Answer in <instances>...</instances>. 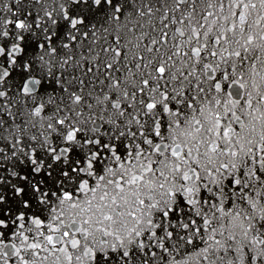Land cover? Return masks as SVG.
Wrapping results in <instances>:
<instances>
[{
	"label": "snow or ice",
	"instance_id": "snow-or-ice-1",
	"mask_svg": "<svg viewBox=\"0 0 264 264\" xmlns=\"http://www.w3.org/2000/svg\"><path fill=\"white\" fill-rule=\"evenodd\" d=\"M0 264H264V0H0Z\"/></svg>",
	"mask_w": 264,
	"mask_h": 264
}]
</instances>
